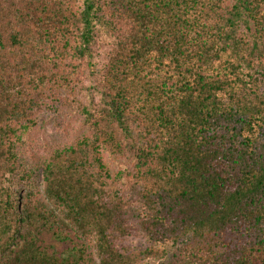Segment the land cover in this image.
Segmentation results:
<instances>
[{"label": "trees", "instance_id": "1", "mask_svg": "<svg viewBox=\"0 0 264 264\" xmlns=\"http://www.w3.org/2000/svg\"><path fill=\"white\" fill-rule=\"evenodd\" d=\"M0 264H264V0H0Z\"/></svg>", "mask_w": 264, "mask_h": 264}, {"label": "rangeland", "instance_id": "2", "mask_svg": "<svg viewBox=\"0 0 264 264\" xmlns=\"http://www.w3.org/2000/svg\"><path fill=\"white\" fill-rule=\"evenodd\" d=\"M55 246H59V244L55 241H52Z\"/></svg>", "mask_w": 264, "mask_h": 264}]
</instances>
